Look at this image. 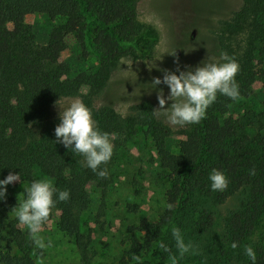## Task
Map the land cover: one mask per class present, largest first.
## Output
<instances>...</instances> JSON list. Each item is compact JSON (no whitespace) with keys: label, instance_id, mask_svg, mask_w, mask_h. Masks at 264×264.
<instances>
[{"label":"trees","instance_id":"1","mask_svg":"<svg viewBox=\"0 0 264 264\" xmlns=\"http://www.w3.org/2000/svg\"><path fill=\"white\" fill-rule=\"evenodd\" d=\"M139 1L0 0V179L9 173H20V180L30 181L35 171L50 177L60 170L53 186L67 190L70 198L57 201L45 223L57 211V230L74 244L81 262H88L90 242L79 224L80 215L89 205L86 187L89 183L101 184L108 175L99 178L84 166L81 156L56 142L54 130L59 118L53 109L64 99L76 97L90 109L96 128L110 134L113 146H121L140 134L157 147L158 169L166 185L161 214L147 222L142 233L128 240L114 264H172V256L177 264H202L199 259L191 261L180 256L171 229L178 228L181 234L189 231L190 235L209 231L214 219L205 210L197 209L198 200L223 204L243 189L248 191L246 199L224 220L223 245H212L213 256L203 264H251L244 254L245 246L255 250L257 264H264V228L259 232L264 221V112L260 114L259 127L252 130V121L225 117L243 88L264 81V0H243L240 10L232 16L233 24L248 27L251 39L235 77L238 99L218 94L205 119L185 125V141L176 152L166 148L170 128L157 119L148 104L127 116L119 115L110 106L96 104L115 62L132 53H148L143 45L150 40L149 28H141L136 20ZM194 6L191 10L199 12L200 8ZM31 15L61 20L64 34L74 38L81 55L93 58L95 68L85 75V94H80L75 80L66 78V67L59 62L53 43H36L32 29L24 22ZM8 26L11 29L6 31ZM220 48L230 56L223 39ZM112 162L113 158L102 167L109 171ZM213 169L227 177L228 186L222 192L210 189L208 176ZM16 206L14 199L6 197L0 202V219ZM258 232L259 238L251 243ZM9 238L20 255L9 250L1 253L0 264H35L24 234L12 229ZM233 242L237 244L235 249L231 247ZM161 243L168 252L160 247ZM133 254L140 260H133Z\"/></svg>","mask_w":264,"mask_h":264},{"label":"rangeland","instance_id":"2","mask_svg":"<svg viewBox=\"0 0 264 264\" xmlns=\"http://www.w3.org/2000/svg\"><path fill=\"white\" fill-rule=\"evenodd\" d=\"M242 4L243 0H140L136 5V20L141 28H149L150 40L143 45L148 53H132L113 64L96 101L97 106L107 105L119 115L127 116L148 104L153 113L159 109L157 95L160 90H163L165 97L169 91L163 84L152 87L153 78H163L160 70L176 72L179 68L187 71L195 69L202 62L219 61L222 52L220 39L224 40L226 50L240 69L251 42L248 27L232 23L233 14L240 10ZM193 5H197L200 11L191 10ZM24 22L32 29L38 45L53 43L59 62L66 67V78L75 80L80 85V94H85V75L95 68V61L91 56L85 59L81 55L74 38L64 34L62 21L31 15ZM10 29L11 26H8L6 31ZM76 99L61 101L53 109L54 116L59 118L60 111ZM263 112L264 81H256L243 88L241 97L225 117L238 118L246 123L252 121V130L259 127ZM156 117L172 133L166 148L178 151L185 141L182 136L185 126L170 125L163 115ZM261 123L264 124V121ZM246 137L249 135L246 134ZM112 158L107 180L101 184L89 183L86 187L89 205L79 219L81 233L90 242L86 264H114L128 240L142 233L144 225L154 221L163 209L166 185L158 169L157 147L137 134L121 146H113ZM59 174L61 171L57 170L48 177L35 171L30 181L20 180L9 185L6 197L14 199L18 206L25 188L31 182L48 179L53 184ZM247 193L243 189L223 204H215L210 199L198 200L197 209L210 214L214 224L209 231L201 234L182 233L185 242L196 249L195 254H185V258L191 261L199 259L203 264L213 256L211 246L220 247L224 242V220L240 208ZM58 220L59 213L54 211L52 219L42 225L38 235L43 238L46 247L39 249L26 226L20 225L14 211H11L0 219V254L9 250L13 255H20L9 238L10 230L16 229L24 234V239L31 245L30 254L35 264H84L74 244L57 230ZM263 228L264 221L260 223L259 232H263ZM259 232L251 243L259 238Z\"/></svg>","mask_w":264,"mask_h":264},{"label":"clouds","instance_id":"3","mask_svg":"<svg viewBox=\"0 0 264 264\" xmlns=\"http://www.w3.org/2000/svg\"><path fill=\"white\" fill-rule=\"evenodd\" d=\"M160 71L163 72V78H153L152 87L156 88L163 84L169 91L165 97L163 90H160L157 95L159 109L154 110L153 114L165 116L168 123L173 126L183 127L200 123L206 118L207 109L215 103L218 94L230 100L239 97L235 79L239 64L225 52L220 53L219 61L202 62L195 69L181 71L177 68L176 72ZM169 102L170 105L165 108ZM54 134L57 143L83 158L85 167L91 169L99 178L107 177V168L102 166L107 165L113 156L110 134L96 128L90 109L79 99L60 111L59 124L55 127ZM250 174L254 175V170H250ZM20 179V173H9L4 179H0V202L6 198L7 187ZM208 180L213 192H222L228 186L227 177L216 169L209 173ZM24 191L25 198L13 209L15 218L20 225L26 226L36 247L44 249L46 244L38 235L42 225L56 202L67 201L70 193L67 190L56 189L48 179L34 180ZM171 235L181 257L185 254H195L194 245L185 242L178 228L173 227ZM160 247L165 252L169 251L163 243ZM231 247L235 249L237 244L233 242ZM244 254L251 264H257V254L251 246L244 247ZM132 259L139 261L140 257L133 254ZM170 259L172 264H177L175 256Z\"/></svg>","mask_w":264,"mask_h":264}]
</instances>
